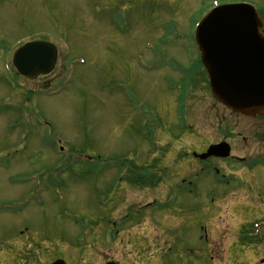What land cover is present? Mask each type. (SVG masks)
<instances>
[{"label": "rangeland", "instance_id": "obj_1", "mask_svg": "<svg viewBox=\"0 0 264 264\" xmlns=\"http://www.w3.org/2000/svg\"><path fill=\"white\" fill-rule=\"evenodd\" d=\"M242 2L264 23V0H0V264H264V239L244 237L264 219L251 203L259 195L203 175L170 190L152 176L127 181L161 129L158 151L171 152L162 166L181 164L182 176L191 162L180 163L181 143L199 151L217 121L235 155L248 151L254 117L224 108L203 75L180 100L194 24L213 5ZM40 36L58 49L56 75L47 92L18 98L5 64ZM38 187L41 200H29Z\"/></svg>", "mask_w": 264, "mask_h": 264}, {"label": "water", "instance_id": "obj_2", "mask_svg": "<svg viewBox=\"0 0 264 264\" xmlns=\"http://www.w3.org/2000/svg\"><path fill=\"white\" fill-rule=\"evenodd\" d=\"M260 27L251 6L226 5L209 13L195 33L213 96L233 112L247 116L264 112V39ZM55 62L56 49L42 41L20 48L13 61L30 79L50 73ZM218 148L226 152V148Z\"/></svg>", "mask_w": 264, "mask_h": 264}, {"label": "flooded vegetation", "instance_id": "obj_3", "mask_svg": "<svg viewBox=\"0 0 264 264\" xmlns=\"http://www.w3.org/2000/svg\"><path fill=\"white\" fill-rule=\"evenodd\" d=\"M262 35L264 36V31ZM12 71L13 81H22V83L26 85V88H24L23 85L20 84L21 89H18L19 91L17 97L20 98L21 91L24 94L30 93L31 81L22 78L15 72L14 69H12ZM198 75H203V78L205 79L203 85H207V76L201 67H199L198 72L190 76L189 84L194 85V81H198L196 77ZM33 82L37 83L36 80ZM37 85L38 87L44 88L46 81L44 80L40 86L38 83ZM234 116L239 115L234 114ZM210 128L212 130L209 133H206L205 131L201 132L199 137L201 140V147L199 148V151L188 152L186 146L180 142L181 147L179 148V152L185 159L180 163H186L188 161L191 162V164L187 166L190 172L188 171V174L186 175H189L192 172L195 175L198 173L199 175H203L206 178H210L216 185H222L224 187L232 186L235 187L236 190L245 188L248 192H250V194L252 193L254 195L257 194V196H260V199H251V203L258 204L257 202H259L264 206V116L250 119V122L248 123L247 134L252 136L249 146L246 147L248 151L245 152L244 156L235 155V149L233 148V145L228 143L232 131L224 130L223 126L220 125L218 121L217 123H214V125H211ZM157 140L155 144H157ZM223 142L227 143L230 147L231 156L229 158L221 159L209 157L205 160H198L193 155L194 153L197 155L204 154L210 146H215ZM164 144L168 145L169 141ZM163 150L164 152L162 159H156V165H160V167L152 170L154 172L152 173L151 181L156 184L163 183L169 189L182 185L186 181L184 180V177L180 175L182 165L174 163L170 168L163 167L162 163L165 160L164 158L171 154L169 148H165ZM232 161H238L244 164L242 165V168L236 169V165L233 164ZM162 169H164V171ZM238 171H241V173L238 174ZM137 179H140V177H137ZM178 179H180V183H177ZM186 184H190L189 181H187ZM254 225H256V227L259 229L261 238L263 237L264 239V219H259L253 222L250 225L252 228L251 232L246 235H253Z\"/></svg>", "mask_w": 264, "mask_h": 264}, {"label": "bare ground", "instance_id": "obj_4", "mask_svg": "<svg viewBox=\"0 0 264 264\" xmlns=\"http://www.w3.org/2000/svg\"><path fill=\"white\" fill-rule=\"evenodd\" d=\"M57 62H58V60L55 62V64H54V68H53V70L50 72V73H48V74H45V75H41V77H38V78H36V82L39 84V86L42 84V82L47 78V77H50V76H52V75H56V66H58L57 65ZM5 68H6V70H7V72L9 73V75H11V77L13 76V71H12V69H14L15 70V72L18 74V75H20V76H22V74L17 70V68L15 67V65H14V63H7V64H5ZM0 72H3V70H2V68L0 67ZM66 75V72L64 73V75L62 76V73L61 74H59V78L61 77H64ZM193 77V76H192ZM16 82V81H15ZM33 81H31V83H32ZM57 82V80H55L54 82H52V83H56ZM30 83V84H31ZM52 83L50 84V85H52ZM180 94H183V92L181 93L180 92ZM187 95H188V90H187ZM184 99V94L182 95V97H180V100H183ZM186 99H187V97H186ZM180 103H178L176 106H178ZM188 125H190V123H188ZM191 126V125H190ZM42 188L41 187H39V188H36V189H34L33 191L32 190H30L29 191V193L26 195V196H29V197H34V196H37L38 194H39V192H40V190H41ZM262 239H263V237H262ZM106 264H111V263H106Z\"/></svg>", "mask_w": 264, "mask_h": 264}]
</instances>
